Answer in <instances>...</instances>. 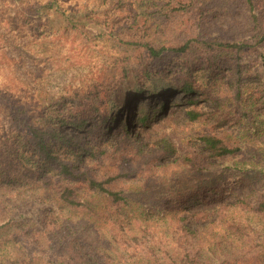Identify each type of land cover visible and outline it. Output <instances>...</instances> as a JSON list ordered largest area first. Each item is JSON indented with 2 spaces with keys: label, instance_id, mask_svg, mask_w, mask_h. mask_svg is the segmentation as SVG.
<instances>
[{
  "label": "trees",
  "instance_id": "trees-1",
  "mask_svg": "<svg viewBox=\"0 0 264 264\" xmlns=\"http://www.w3.org/2000/svg\"><path fill=\"white\" fill-rule=\"evenodd\" d=\"M145 1L148 7L142 1L127 23L114 24L108 14L92 18L104 28L98 34L109 38L123 31L132 37L149 20L166 22L165 44L122 43L174 67L181 101L153 97L167 94L172 82L146 86L151 67L124 62L114 66L118 74L105 76L118 75L108 82L107 91L118 94L111 109L93 102L100 84L80 100L92 121L61 116V107L35 120L4 99L13 119L23 118L12 142L0 145V161L23 153L51 158L61 184L44 197L21 190L7 170L2 174L0 264H237L264 252V0ZM194 93L208 110L198 107ZM173 104L184 108L188 136L165 128L152 134L169 122ZM63 125L80 134L61 132ZM57 145L75 154L54 158ZM100 159L118 164V172L98 170ZM176 169L191 176L189 187L169 185L153 199L143 195L148 189L137 195L121 185L125 179L168 182ZM29 173L21 171L25 178ZM40 184L47 192L49 183Z\"/></svg>",
  "mask_w": 264,
  "mask_h": 264
},
{
  "label": "rangeland",
  "instance_id": "rangeland-1",
  "mask_svg": "<svg viewBox=\"0 0 264 264\" xmlns=\"http://www.w3.org/2000/svg\"><path fill=\"white\" fill-rule=\"evenodd\" d=\"M120 1L121 7L117 4V0H0V145L3 142H12L11 137L22 125L20 119L23 118L21 116L15 121L4 99L12 107H25L29 116L35 120H38L39 116L43 118L50 112L57 111L60 107L61 116L89 117L91 112H88L87 106H83L80 100L92 90L93 86L100 84V90L97 91L93 102L96 106L107 105L111 109L118 94L107 91L111 89L108 82L118 75L108 79L105 76H111V72L118 74L120 70L114 71V66L121 65L122 62L133 69H138L140 65H149L151 70L148 79L144 82L146 86L160 87L167 85L168 82L173 84L167 94L159 91L152 96L166 100L168 103L174 100L181 101L183 96L179 87L181 82L175 77L177 71H174V67H169L165 60L150 59L141 49L134 46L128 48L122 43L132 38L152 45L165 44L168 30L166 22L160 19L149 20L150 26L146 28L142 25L138 27L139 29L132 30V37L127 31L114 34L111 38L107 34H98L104 28L98 27L92 17L102 20L105 14H108V19L113 18L114 24L122 19L127 23L131 20H126L129 14L136 10L141 11L142 1L143 10L148 7L145 0ZM49 3H53L54 6L47 8L45 13L42 7ZM160 3L166 4L167 0H161ZM153 10V12L158 11L160 7H154ZM105 11L107 12L104 13ZM76 18L85 19L87 24L73 22L72 20ZM140 18H142L141 14ZM73 24L75 29H78H72ZM195 77L196 82L202 84L201 76L195 73ZM102 89L109 95L107 96ZM139 97H144V93ZM192 97L196 98L198 107L209 109L206 101L197 93ZM62 106L65 108L62 109ZM117 108L118 106L115 109ZM167 109L166 116L170 119L169 122L166 120L156 126V129L151 131L152 134H161L160 131L164 128L173 129L177 137L185 134L187 124L184 108L173 104L170 107L168 105ZM120 111L121 109L117 111L118 115L122 113ZM88 121H92V118L89 117ZM192 127H197V124H193ZM60 131L80 134V131L66 125L61 126ZM261 140L264 141V137H261ZM87 142L92 143L96 140L88 137ZM5 150L12 152L9 147H5ZM53 152L54 158L75 154L70 149H61L60 145L55 146ZM101 159L98 162V170L118 172V164ZM24 167L30 169L31 178L21 175ZM6 170L11 176L14 174L16 185H19L21 190L29 193L41 192L44 197L52 194L50 188L58 190L61 184V177L57 175L54 161L45 156L33 157L32 154L23 153L22 156L11 157L10 161L3 163L0 161V180L4 179L2 174ZM35 173L37 175H34ZM190 177L176 169L171 173L168 182L152 181L139 184V179H125L121 181L123 182L121 185L137 195L138 190L148 189V193L143 192V195L153 199V195H157L160 188L163 190L169 185L172 187L178 183L183 185L184 189L189 187L186 184H190L188 181ZM43 180L45 184L49 183L45 186L48 187L47 192L40 189L42 187L40 182ZM23 195L27 196L25 192ZM208 264L218 263L212 261ZM237 264H264V252L252 258L247 257Z\"/></svg>",
  "mask_w": 264,
  "mask_h": 264
}]
</instances>
